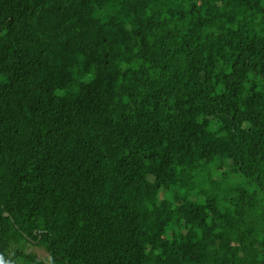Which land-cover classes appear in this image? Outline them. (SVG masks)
<instances>
[{"label": "trees", "instance_id": "1", "mask_svg": "<svg viewBox=\"0 0 264 264\" xmlns=\"http://www.w3.org/2000/svg\"><path fill=\"white\" fill-rule=\"evenodd\" d=\"M0 264H264V0H0Z\"/></svg>", "mask_w": 264, "mask_h": 264}]
</instances>
